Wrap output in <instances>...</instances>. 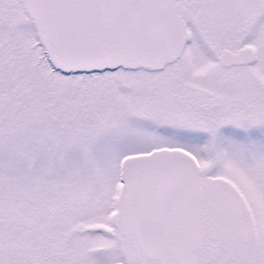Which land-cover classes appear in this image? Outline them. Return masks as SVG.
Wrapping results in <instances>:
<instances>
[{"label":"snow or ice","instance_id":"6c2138e0","mask_svg":"<svg viewBox=\"0 0 264 264\" xmlns=\"http://www.w3.org/2000/svg\"><path fill=\"white\" fill-rule=\"evenodd\" d=\"M0 264H264V0H0Z\"/></svg>","mask_w":264,"mask_h":264}]
</instances>
